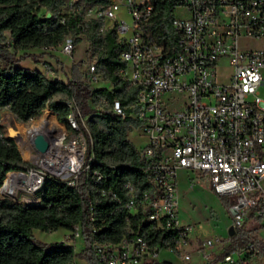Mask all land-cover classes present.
Instances as JSON below:
<instances>
[{"label": "built area", "instance_id": "2783aa9c", "mask_svg": "<svg viewBox=\"0 0 264 264\" xmlns=\"http://www.w3.org/2000/svg\"><path fill=\"white\" fill-rule=\"evenodd\" d=\"M171 2L172 43L165 44L163 40H155L143 27L152 14L151 0H106L99 7L84 5L81 0H67L68 12L79 15L81 28L92 17L101 21L98 31L106 28L113 31L120 45L116 56L122 61L116 69L117 75L125 81L126 87L134 88L127 104H122L117 96L108 104L101 98L104 104L92 112L138 121L130 131L139 137V142L133 145L144 180V185L137 189L136 178L130 175L121 178L120 186L126 193L122 203L124 210L129 214L140 212L142 217L135 227L126 221L129 237L123 235L116 242L91 243L92 256L103 264L161 261L165 259L161 251L186 261L194 250L203 260H211L215 256L211 247L219 246V253L222 251L220 237L198 234L208 221L179 220L176 178L179 169L185 171L189 189L202 181L216 196L230 197L226 208L234 230L243 228L247 222L264 236L261 185L264 177V48L238 45L239 38L264 36V0ZM80 7L85 9L83 15ZM63 18L60 16L59 21L63 22ZM57 45L59 51L68 54L73 47L72 39L63 38ZM221 59L230 67L227 74L216 71ZM94 62L95 54L86 64L88 82L98 79ZM106 87L110 88L111 83ZM64 103L67 127L64 126L81 139L79 147L74 146L80 150L79 164L73 169L70 180L53 174L51 177L73 184L77 173L84 169L96 180L101 179L104 174L96 168L90 169L93 163L90 141L86 150L84 131L87 133L85 119L89 114L81 115L71 96L65 98ZM38 176L37 183L42 178ZM98 193L119 200L110 188H100ZM35 201H39V197H35ZM93 218L89 201L88 220L93 221ZM68 231L64 238L66 243L73 236L77 238L78 225ZM254 253V244L249 240L222 253L216 261L218 264H254Z\"/></svg>", "mask_w": 264, "mask_h": 264}, {"label": "trees", "instance_id": "16d2710c", "mask_svg": "<svg viewBox=\"0 0 264 264\" xmlns=\"http://www.w3.org/2000/svg\"><path fill=\"white\" fill-rule=\"evenodd\" d=\"M81 1L84 5L98 7L106 2ZM151 1L152 14L143 26L144 30L155 40L171 44L172 2ZM60 4L61 0H0V107H8L18 120L24 121L47 100L48 108L43 106L38 116L47 112L49 118L44 119L46 121L42 123L51 122L57 130L60 126L53 119L52 112L55 118L67 127V107L64 99L71 96L80 114H89L85 119L87 133H84L86 150L88 151L90 141L93 155L90 169L96 168L104 175L96 180L90 172L82 169L73 179V184L45 175L37 203L10 202L0 198V264H69L73 257L84 260L87 264H103L92 256L91 243L116 242L123 235L129 237L126 221L135 227L142 217L140 212L129 214L124 210L122 203L126 193L120 186L124 175L137 179V189L144 185L138 169L140 162L137 152L127 135L138 121L130 117L119 119L103 112L92 113L95 111V105L104 104L101 98L108 104L117 96L122 104H127L133 97L134 88L126 87L125 81L116 72L122 65V61L116 56L120 45L111 29L98 31L101 22L99 18H89L81 28L78 23L79 15L71 12L60 13ZM41 8L44 13L40 14L38 11ZM60 16L64 17L63 22L59 21ZM4 31H7L14 51L52 47L60 43L67 33H82L95 53L96 71L111 83V87H92L82 79L79 72H72L71 78L63 81L47 77L36 68L15 64L12 53L3 47ZM76 40L77 37H74L73 42ZM33 118L36 117H30ZM31 167L30 163L21 158L12 139L3 135L0 128V187L8 180L16 178L15 174L25 173L18 171H26ZM100 188H110L118 195L119 200L100 195ZM89 201L92 203L93 221L88 220ZM223 203L226 206L228 200L224 198ZM75 224L78 225L77 238L82 242L77 252H74L73 246L64 239L43 242L31 234L33 228L46 232L58 227L71 230ZM143 225L144 223L140 224L139 230ZM92 227L95 229L92 230ZM227 238L228 242L219 255L198 264H212L222 253L242 246L249 240L256 248L263 246L260 239L243 228L235 229ZM136 264H168V260H142Z\"/></svg>", "mask_w": 264, "mask_h": 264}, {"label": "rangeland", "instance_id": "374dc122", "mask_svg": "<svg viewBox=\"0 0 264 264\" xmlns=\"http://www.w3.org/2000/svg\"><path fill=\"white\" fill-rule=\"evenodd\" d=\"M80 13L84 14V7H80ZM59 12L60 13H67L68 12V5L67 0H61V4L59 5ZM38 13H44L43 9L41 8ZM124 18L127 20L126 15ZM70 37L72 39L73 47L71 51L66 54L59 51V46L55 45L49 48H27V49H18L13 50L12 46L10 45V41L8 38L7 31L3 32V47L12 53L14 58V63L19 64L23 67L29 68H37L39 69L44 75L50 78H58L63 81H67L71 78L72 72H79L80 76L85 82H88L85 78V69L86 64L91 58L92 55L95 53L93 50L88 46L86 39L84 38L82 33L77 34H70L67 33L64 38ZM77 37V40L73 42V38ZM238 45L241 48H264V36L259 38H239ZM217 72L227 74L230 71L229 65L226 63L225 59H221L219 61V66L216 69ZM98 72V71H97ZM98 79L94 82H89V85L92 87H109V82L104 80L101 74L98 72ZM263 93V92H261ZM56 97V96H54ZM45 106L48 108V101L45 100L44 103L40 108L35 110L30 117H36L30 119V117L24 121L18 120L15 115L8 109L6 106L0 107V128L3 135L8 136V129L11 128L13 130L12 135H9L14 142L15 146L17 147L20 156L23 160L27 161L31 165L34 166V172L39 174L40 176H52L50 173L44 171L40 167H37L32 160L28 159L27 154L29 155V147L31 144V137L30 130L34 129L35 125L33 123L42 124V122L46 121L44 119L49 118V114L47 112L41 113L39 116L38 114L41 112V108ZM102 105H95V107H100ZM50 110V109H49ZM51 111V110H50ZM52 112V111H51ZM53 119L59 124L61 130L64 134L63 142L68 143V140L71 139L74 142L75 147H79L81 143L80 136L77 133L72 132L69 129H66L64 123L58 121L54 113ZM38 116V117H37ZM46 123V122H45ZM53 125V124H52ZM47 127H45L46 129ZM128 138L134 143L137 144L139 142V137L130 130L127 132ZM20 138L25 142V148L20 143ZM71 138V139H70ZM63 142H60L58 137H55V141L53 145L62 146ZM27 150V151H26ZM24 151V152H23ZM23 152V153H22ZM31 154H34L32 151ZM37 174V175H38ZM19 180L22 181L25 174H18ZM73 176V173H69L65 176L59 177L60 179L70 180ZM186 173L183 169L177 170L176 178H177V191L179 194L178 197V218L180 221H195V222H202L203 220L208 221L203 225V229L198 231L200 236H217L220 237L222 240V246L227 244L228 238L226 233V228L229 222V214L227 213L226 206L223 203V199L226 198L228 201L230 199L229 196H216L213 194L202 181H197L193 184L192 188L187 187V183L185 182ZM16 178V179H17ZM42 178L39 183L35 184L34 190L31 194L26 195L25 197H11L9 195L1 196L0 198H5L10 202H33L35 197H39L40 188ZM264 183L261 181V185ZM39 201H35L37 203ZM208 210V213H207ZM31 234L34 238L43 241V242H51L62 240L66 238L69 234L67 229L62 227H58L52 231L46 232L39 230L37 228H33ZM69 243H73V250L77 252L81 246L82 242L80 238H76L73 236L72 240H67ZM213 247H211V251H213ZM161 256L168 257L171 260L172 264H198L200 260V256L194 250L190 251L189 259L186 261H182L178 256L173 253L161 251ZM71 262L73 264H87L84 260H81L77 257H73Z\"/></svg>", "mask_w": 264, "mask_h": 264}, {"label": "bare ground", "instance_id": "6f19581e", "mask_svg": "<svg viewBox=\"0 0 264 264\" xmlns=\"http://www.w3.org/2000/svg\"><path fill=\"white\" fill-rule=\"evenodd\" d=\"M45 127L47 128L45 129ZM30 131L32 137L36 132H41L47 140V147L43 151L36 150L31 141L29 155L27 154V157L32 160L37 167L53 175L65 176L78 166L80 150L74 148L72 139L68 141V143H64L63 132L58 128L56 130L51 122L36 124L34 129ZM55 137H58L59 141L63 142L65 147L53 145ZM20 143L25 148V142L21 138ZM32 151L34 154H31ZM18 172H25L23 173L25 174L23 180L20 181L19 178H17L19 177L18 174H15L17 179H10L0 187L1 196L9 195L11 197L22 198L33 192L35 184L39 180V176L34 172V169L29 168L26 171Z\"/></svg>", "mask_w": 264, "mask_h": 264}, {"label": "crops", "instance_id": "0c3cea01", "mask_svg": "<svg viewBox=\"0 0 264 264\" xmlns=\"http://www.w3.org/2000/svg\"><path fill=\"white\" fill-rule=\"evenodd\" d=\"M33 68H35V67H33ZM37 69V68H36ZM39 70V69H38ZM263 183H264V177L262 178V180H261ZM264 185V184H263ZM263 187V189H264V186H262ZM226 210H227V208H226ZM227 213L229 214V217H230V213H229V211L227 210ZM229 222H230V219H229ZM229 222H228V225H229ZM250 225L246 222L245 224H244V227H243V229H245V230H247V231H249V232H251L254 236H255V238H257V239H260L261 240V245H263L262 247H259V248H256L255 247V253H254V255L252 256V261H253V263L254 264H264V236L261 234V231L259 230V229H255V228H253V227H249ZM226 245V244H225ZM224 245V246H225ZM223 246V247H224ZM219 251H220V247L219 246H214V248H213V253L215 254V256H214V258L217 256V255H219ZM165 259H167L168 260V264H172L171 263V260L168 258V257H165ZM182 261H184V260H182ZM201 261H204L202 258H200V260L198 261V263L199 262H201ZM181 264H183V263H181ZM197 264V263H196ZM212 264H218L217 263V261H215L214 263H212Z\"/></svg>", "mask_w": 264, "mask_h": 264}, {"label": "water", "instance_id": "95a60500", "mask_svg": "<svg viewBox=\"0 0 264 264\" xmlns=\"http://www.w3.org/2000/svg\"><path fill=\"white\" fill-rule=\"evenodd\" d=\"M13 130L11 128L8 129V136L12 135ZM32 144L36 150L43 151L47 147V140L41 132H36L32 137ZM233 212V210H231ZM234 232L232 225H228L226 228L227 235H231Z\"/></svg>", "mask_w": 264, "mask_h": 264}]
</instances>
